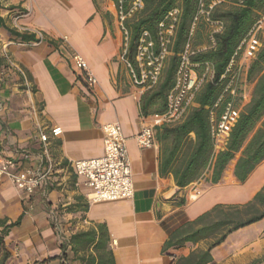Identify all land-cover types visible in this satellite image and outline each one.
<instances>
[{"label":"crops","instance_id":"0c3cea01","mask_svg":"<svg viewBox=\"0 0 264 264\" xmlns=\"http://www.w3.org/2000/svg\"><path fill=\"white\" fill-rule=\"evenodd\" d=\"M0 18V162L12 159L19 169L43 172L53 165L32 195L9 178L0 181V222L21 217L4 239L11 253L7 264H88L97 255L93 247L75 254L69 241L99 225L108 230L116 264H175L207 247L201 241L164 252L176 229L217 204L247 203L264 186V160L244 183L234 176L236 159L216 184L208 181L211 172L184 188L172 174L161 175L157 137L151 148H140L135 138L143 126L142 94L120 59L123 37L110 0H0ZM9 29L38 41H22ZM73 53L95 75L92 89ZM253 86H245V104ZM112 122L122 125L127 138L135 193L91 203L86 180L71 163L101 157L103 126ZM54 127H61V135L50 134ZM43 132L51 136L47 145ZM195 190L199 196L190 198ZM182 198L185 203L178 204ZM212 253V264H249L264 257V219L231 233Z\"/></svg>","mask_w":264,"mask_h":264},{"label":"trees","instance_id":"16d2710c","mask_svg":"<svg viewBox=\"0 0 264 264\" xmlns=\"http://www.w3.org/2000/svg\"><path fill=\"white\" fill-rule=\"evenodd\" d=\"M145 8L141 17L131 24L132 35L129 57H134L136 41L141 28L154 30L157 22L171 7L175 0H144ZM183 16L173 48L164 70L160 84L153 90L144 93L140 100V112L144 116L151 113H162L166 110L167 95L174 86L175 72L178 66V54L187 40L196 0H182ZM264 10V0H245L239 7L223 5L216 9L214 18L225 22L222 33L215 35V47L200 51L193 56V62L202 65L211 62L214 66V78L206 82L196 96L198 106L193 107L185 118L175 125H163L157 128L156 137L160 144L159 169L161 175L172 174L179 188L201 179L211 172L208 181L218 183L231 163L234 165V176L244 183L253 170L264 160V41L259 52L247 68L246 81L253 84L252 97L243 107L239 118L232 127L224 149L215 152L211 133L210 112L218 101L224 88L225 73L236 48ZM0 23L2 20L0 18ZM4 25V24H3ZM9 31L22 41H38L32 34ZM208 28L204 23L199 25L194 37L195 46L208 44ZM199 71L202 66L198 67ZM223 105L218 109L222 112ZM185 198L178 204H184ZM264 219V186L252 200L244 204H217L195 220L176 229L163 245V251L178 249L186 243L205 241V249H196L187 256H180L175 264H212L213 249L221 245L227 237L246 226ZM21 217L15 222L0 226V264H7L11 253L4 239L11 228L18 226ZM110 236L104 225L98 229L74 234L69 244L75 254L93 247L95 256L88 258V264H116L111 248ZM264 263V257L249 264Z\"/></svg>","mask_w":264,"mask_h":264},{"label":"built area","instance_id":"2783aa9c","mask_svg":"<svg viewBox=\"0 0 264 264\" xmlns=\"http://www.w3.org/2000/svg\"><path fill=\"white\" fill-rule=\"evenodd\" d=\"M244 2L245 0H196V10L188 37L182 51L178 54L174 86L168 92L166 110L162 113L142 116L143 126L135 136L140 148L155 146L157 128L180 123L189 110L198 106L196 96L206 82L213 80L215 70L211 62L200 65L193 62L192 58L200 51L215 47V35L222 33L225 29V22L214 18L216 9L223 5L239 7ZM110 4L123 37L120 59L126 65L133 85L138 87L143 95L160 84L168 60L173 55L184 11L183 2L175 0L157 22L153 31L141 28L132 60L129 57L131 24L141 17L145 1L110 0ZM201 23L208 28L209 43L195 46L194 37ZM263 30L264 13L260 14L244 36L222 75L224 88L210 112L215 152L225 148L229 133L246 105V72L251 60L262 47L260 35ZM72 61L86 86L92 89L97 80L85 59L80 54L73 53ZM199 66H202L201 71L198 69ZM21 73L26 77L24 71ZM222 105L223 110L218 115V109ZM103 131L104 154L97 158L76 160L71 163V168L78 176L85 178L86 185L90 189L87 197L91 203L132 198L135 193L133 171L127 149V138L122 125L118 122L107 123L103 126ZM61 133V127H54L50 130L53 137ZM50 134L43 132L40 135L45 145L50 141ZM52 168L53 165L50 163L49 169L45 172L29 168L22 170L19 169L16 161L5 159L0 162V181L9 178L19 190L32 195ZM199 194L200 191L195 190L190 198H197Z\"/></svg>","mask_w":264,"mask_h":264},{"label":"rangeland","instance_id":"374dc122","mask_svg":"<svg viewBox=\"0 0 264 264\" xmlns=\"http://www.w3.org/2000/svg\"><path fill=\"white\" fill-rule=\"evenodd\" d=\"M262 13H264V10H261V11H259V16H260V14H262ZM261 41L263 42L264 41V30H263V32L261 33ZM256 231V229L253 231V232H255ZM218 252L216 253V255L218 256Z\"/></svg>","mask_w":264,"mask_h":264}]
</instances>
